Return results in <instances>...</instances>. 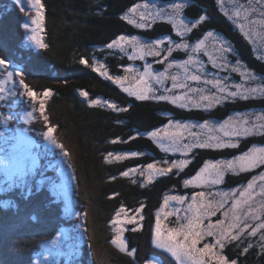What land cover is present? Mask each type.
Instances as JSON below:
<instances>
[{
  "label": "trees",
  "instance_id": "trees-1",
  "mask_svg": "<svg viewBox=\"0 0 264 264\" xmlns=\"http://www.w3.org/2000/svg\"><path fill=\"white\" fill-rule=\"evenodd\" d=\"M44 1L50 22L44 33L48 48L41 49L40 55H32V50L27 47L26 41L20 37V30L17 29L20 20L12 13L15 5L12 0H6L9 14L0 19V54L10 56L12 63L22 66L28 73V81L31 79L37 89L52 90L54 105L51 107V114L53 123L59 126V129H56L57 138L63 144L69 141L73 143L70 140L71 135L78 140L77 155L72 154L71 157L77 186L80 189L77 202L82 207L81 211L86 214L85 224L84 219L82 224L87 228L84 234L87 235L88 232L89 240L82 234L80 257L71 264H145L151 257L162 258L164 264H174L152 244L155 214L163 207L164 196L190 195L198 191L191 186L185 187L183 181L196 175L206 161L230 160L253 146L263 147L264 135L233 138L239 143V147L234 149L194 148L186 156L192 163L183 171L173 169L171 173L156 178L151 184L145 183L146 176H141L139 172H130L128 177L122 176L121 173L131 168H140L143 171L141 166L154 161L171 162L182 159L179 151L162 152L148 138L152 131L165 128L170 120L197 125L204 121L219 124L237 112H264V98L255 97L247 101L237 98L208 110L195 107L182 109L170 102L155 99L137 100L112 81L93 71V61L104 64L109 75L124 76L125 68L131 65L143 66V63L140 60L131 61L125 54L108 49L107 44L119 35L137 36L149 43L169 37L180 42L172 27L157 21L148 30H141L120 19L130 7L143 3L144 0ZM4 2L5 0H2L3 5ZM148 2L158 6L189 3L191 6L185 10V16L190 22L206 13L211 22L199 25L189 34L186 42L195 43L197 39L203 38V34L208 30L222 34L239 54H227L228 61L234 63L239 59L264 83V60L257 59V56H264L259 38L255 34L252 37L256 41L254 51L253 44L223 15L216 0ZM225 7L230 8L227 0ZM81 58H86L89 66L80 64ZM185 58L186 54L180 50L174 52L170 59ZM147 59L155 62L159 58ZM201 59L206 63L207 72L213 71V77L216 76L229 84H245L239 73L230 69H213L207 63L206 57L201 56ZM165 64L166 62L156 63L154 68L162 71ZM129 81L132 83V80ZM257 85L253 81L249 87ZM81 92H86L87 97L80 95ZM95 99L111 102L128 110L113 111L103 104L93 107L90 101ZM132 136L137 138L131 139ZM117 138L121 142L112 143ZM69 147L68 150H71ZM130 152L146 155L128 156L119 161L110 157L112 162H106L108 153ZM160 166L168 165L161 163ZM259 173L260 169L238 175L228 173L221 188L231 191L242 187ZM30 186L33 188L32 195L27 197L25 192L18 195L0 193V264H35L45 242L54 239L61 229H69L73 236L78 237V232L75 234L76 224L68 218L64 202L53 195L49 186ZM6 201H11V205L5 207ZM121 206L128 209L130 215H135L134 210L143 206L140 215L144 216V219L138 220L142 228L131 231L137 225L129 224L128 230L125 231L129 249L136 251L134 258L120 253L110 242L115 235L111 221ZM247 243H252L253 247L243 253ZM260 243L258 237H250L247 240L242 238V241L229 244L225 248V254L236 260L237 264H264V250L261 249Z\"/></svg>",
  "mask_w": 264,
  "mask_h": 264
},
{
  "label": "snow or ice",
  "instance_id": "snow-or-ice-1",
  "mask_svg": "<svg viewBox=\"0 0 264 264\" xmlns=\"http://www.w3.org/2000/svg\"><path fill=\"white\" fill-rule=\"evenodd\" d=\"M216 2L223 15L239 28L249 43L253 44L254 51L256 47V41L252 39L254 34L259 38L261 46H264V0H227L230 8L225 7L226 0H216ZM12 4L18 6L19 12L23 13L28 21L21 25L25 32L30 33L27 36L28 41L34 43L39 49H47L48 45L44 43V38L40 34L45 30V5L42 0H12ZM190 6L185 2L158 6L144 0L143 3L134 4L125 15L120 17L129 25L141 30H148L157 21L167 23L172 27L175 35L180 38V42L169 37L165 47L164 39L146 43L137 36L119 35L107 44L108 49L125 54L131 61H144L149 56L158 57L156 63L166 62L162 71H156L152 64L144 63L142 71L138 68L127 67L124 69L126 75L112 76L108 74L104 64L95 60L92 70L112 81L122 91L129 96H134L137 100L167 101L182 109L195 107L208 110L222 102L235 101L237 98L245 101L255 97L264 98V83L255 87L245 86L255 81L257 74L244 66L239 59L234 63L228 61L227 54L235 53L237 56L239 54L222 34L208 30L203 34V38L197 39L195 43L186 42V38L194 29L201 24L211 22V18L206 13L200 15L194 22H190L185 16V10ZM180 50L186 54L185 59H170L174 52ZM201 56L207 58V63L213 69H230L234 73H239L245 84H229L216 77L207 78L206 63ZM257 59L264 60V56H257ZM79 63L89 66L86 58H81ZM0 70H2L0 76L4 77L0 80V102H8L10 109L8 113L0 111V124L4 125V129L0 131V138L4 139L5 144L17 141L11 145L10 154L5 157V169L16 167L19 177L23 180V177L35 168V160L30 154L31 147L44 148L45 151H49L47 145H51L60 149L63 157L70 158L69 152L55 135L56 126L45 114V101L53 95L52 90L45 89L42 92L34 90L26 83L25 72L15 68L11 59L6 55L0 56ZM129 80L134 83L127 84ZM168 81L171 82V87L166 86ZM209 85L210 89L203 87ZM159 89L172 94L158 95ZM177 89L182 90L180 94H175ZM80 95L87 97L88 94L81 92ZM18 97L26 98L30 109L22 117L11 113V103ZM90 103L93 107L103 104L113 111L128 110L100 99L92 100ZM37 112L43 120L45 129L40 131L39 135L47 141V145H33L29 136V133L34 131L31 126L37 120ZM18 120H22L23 125L28 127H20ZM13 123H17L15 129L10 128ZM197 128L199 131H193ZM5 133L9 135L6 136ZM253 134L264 135V112L259 114L237 112L219 124L204 121L197 125L170 120L165 128L152 131L148 138L162 152L179 151L183 156H188L194 148L214 150L237 148L239 143L233 138ZM136 138V136L131 137V139ZM186 140L187 143H185ZM120 142L118 138L112 141V143ZM141 155H146V153H108L105 159L106 162L111 163L110 157L119 161L128 156ZM28 161H31L30 166ZM161 163L168 166L161 167ZM190 163H192L190 159H178L171 162L168 160L154 161L141 166L144 168L143 171L140 168H131L122 172L121 175L128 177L130 172H139L141 176H146L145 183L151 184L156 178L171 173L173 169L183 171ZM261 166H264V147L255 146L230 160L206 161L196 175L183 181L185 187L191 186L199 189L198 191L190 195L166 194L164 196L163 207L155 214L152 235L154 247L166 254L174 264H237L236 260L230 259L225 254V248L232 242L242 241V238L247 240L250 237H257L258 234L260 247L264 250V173L254 176L246 185L232 191L211 190L214 186L223 184L225 175L228 173L238 175ZM69 167H71L70 163ZM11 187L13 185L9 184V188ZM4 190L7 189H0V191ZM30 195H32V189L27 188L25 197ZM10 205L11 201L5 202V207ZM128 211L121 206L116 212L111 221V224L115 226L113 228L115 235L110 242L120 253L134 258L136 251L129 249L128 242L124 238V232L128 229L123 225H137L131 231L140 230L142 225H139L137 217L140 221L144 219V216L140 215L143 212V206L135 209V215L130 219H121V215L127 216ZM218 213L219 218L213 220L212 217H216ZM172 216L176 219L173 222L174 226L169 227L165 221ZM84 230L87 231V229ZM63 235L57 234L54 239L44 244L47 254L43 255V260L48 261L59 255V252L54 249L60 245ZM251 247L253 244L247 243V246L243 248V253H247ZM35 264H40V260H37ZM53 264H56L55 260ZM152 264H164V261L157 257Z\"/></svg>",
  "mask_w": 264,
  "mask_h": 264
},
{
  "label": "rangeland",
  "instance_id": "rangeland-1",
  "mask_svg": "<svg viewBox=\"0 0 264 264\" xmlns=\"http://www.w3.org/2000/svg\"><path fill=\"white\" fill-rule=\"evenodd\" d=\"M44 2L45 1L42 0V3H44ZM4 3L5 4L3 5L2 0H0V19L3 18V15L9 14V10H8L9 8L7 6L8 2H6V0H5ZM44 5H45V3H44ZM12 13L14 15H16L20 20V23H19L18 28H17L20 30V37H22L24 39V42L26 41L27 47H29V49L32 50V55H33V53H38L40 55L41 49L37 48L34 43L28 41L27 36L30 35V33L25 32V30L21 27V25L23 23L28 22L24 16V14L19 12L18 6H15V10L12 11ZM49 25H50V22L48 20V15H47V12L45 9V26H44L45 30H46V27ZM45 30L40 33L44 38V43H45V38H46L44 35ZM164 40L166 42L165 43V47H166L167 46V39H164ZM256 40H258V39L256 38ZM144 42L149 43L147 41H144ZM176 42H179V41H176ZM262 47L264 49V46H262ZM263 55H264V51H263ZM0 56H1V54H0ZM13 56H14V58L16 57L15 55H13ZM8 57H10V56H8ZM150 57H152V56L146 57V59L144 61H141V62L143 63V65H144V63H150V64H152V66L154 68L156 61L155 62L148 61L147 58H150ZM12 64L18 70H23L25 72L26 83H28L34 90L42 92L41 90L37 89L35 87V85L32 84L33 82L31 79H30V82L28 81V73H27V71L22 69V66H18V64H14V63H12ZM131 67L138 68L141 71L143 70V66L131 65ZM154 70H156V69L154 68ZM0 71H2V70H0ZM156 71H159V70H156ZM173 71H175V69H173ZM213 74H214L213 71L207 72V69H206L207 78H209V79L213 78ZM3 78H4L3 76H0V80H2ZM258 78H259V76H257V79L254 81V84L255 83L261 84L262 83L263 80L262 79L259 80ZM257 80H259V81L257 82ZM126 83L130 84L131 82L127 81ZM132 83H134V82L132 81ZM252 84H253V81L246 84L245 86H249ZM166 86L171 87V82L170 81L166 82ZM193 86H197V85H193ZM8 87H11V85H8ZM203 87L209 88V89L211 88V86H203ZM181 91L182 90L177 89V90H175V94H180ZM157 94L158 95L159 94L171 95L172 93H165L163 91V89H159ZM45 103H46V113L45 114L49 116L50 122L52 124H54L53 119H52V114H51L52 113L51 107L54 105L53 96L47 98ZM27 110H30V109L28 107V101L26 100V98L18 97L15 101H12V103H11V113L12 114H14L18 117H22ZM0 111H3L5 113H8L10 111V109L8 107V102H0ZM256 114H259V113H256ZM36 116H37V120L31 126L34 129V131L29 133V136L31 138V142L33 145H47V141H45L43 139V137L39 135L40 131L45 130L43 128V120H42V118L39 117L38 112L36 113ZM253 118H254V116H253ZM18 124L20 127H28L27 125H23L22 120H18ZM55 126H56V129H59L58 125H55ZM16 127H17V123H13L10 126V128H12V129H15ZM3 129H4V125L0 124V131H2ZM193 131H199V128L193 129ZM70 133H72V131ZM5 135L6 136L9 135V133H5ZM55 135H56V133H55ZM70 140L73 143H70V141H69L67 144L66 143L63 144V142L61 140H59L64 146H66L65 148L69 152L70 158L69 157H63L60 149L54 148L51 145H47L48 149H50L49 151H45L44 148L31 147V153L30 154H31V157L35 160V168L31 169V171L28 173V175L23 177V180H21V178L18 175L16 167H10L7 170L4 167L5 157L10 154L11 145L17 143V141H10L9 144H5L4 139L0 138V173H1L0 189H7L4 191H0V193H11V195H18V194H22L23 192H26L27 188H31L33 190L32 186H30L31 184H38L41 188L44 186H49V189L52 191L53 195L56 198H58V200L64 202V204L66 206V214H67L68 218L71 221H73L77 227V229L75 228V234L76 235L78 232L77 238L75 236H73L72 232L69 229H61L57 233V234H64L62 236L60 245L58 246L57 249H54V251L59 252V255L54 256L53 258H51L48 261L43 260V255L47 254L45 251L44 245H43L41 252L39 253V255L36 258V261L40 260V264H53V260L56 261V264L74 263L80 257V252H81V248L83 245V243H81L80 240H82L84 235H85V238L87 236V238L89 240L88 232H87V235L84 234L85 215H84V218H83V216L80 215V214H84V211H81L82 207L79 206L80 204L77 202L80 189L77 186L76 174H75V170H74V166H73V160L71 157L72 154L77 155L78 150H77L76 144H77L78 140L73 135H71ZM69 146L71 147V150H68ZM182 159H186V156L182 155ZM69 163L71 164V167H69ZM28 164L30 166L31 161H28ZM257 169H260L259 174L264 173V166L258 167L256 169H254L253 171H255ZM259 174H257L256 176H258ZM225 177H226V175H225ZM224 182H225V180H224ZM9 184L13 185V187L9 188ZM257 184L259 185L260 182L258 181ZM221 186H222V184L214 186L211 190H213V191H216V190L226 191V190L222 189ZM172 203H174V202H172ZM165 210L167 211L169 209H165ZM132 216L133 215H130L129 213L127 214V216H124V214H122L121 219H130ZM219 216H220V214L218 213L217 216L212 217V219L216 220L219 218ZM83 219H84V224H82ZM175 219L176 218L174 216L169 217V219L167 221H165V223L168 224L169 227H172V226H174L173 222L175 221ZM137 220H139V219L137 218ZM128 225L129 224H125V225H123V227L128 229L127 228ZM113 227H115V226H113ZM125 233L126 232H124V238L128 242V240L125 236ZM82 234H83V236H82ZM55 237H53V238H55ZM257 237L259 238V234L257 235ZM50 241L51 240H49L45 243H48ZM155 258H157V257H151V259L148 262H146L145 264H152V262H154Z\"/></svg>",
  "mask_w": 264,
  "mask_h": 264
}]
</instances>
